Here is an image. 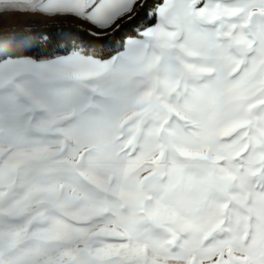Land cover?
Returning a JSON list of instances; mask_svg holds the SVG:
<instances>
[{"label":"snow or ice","instance_id":"snow-or-ice-1","mask_svg":"<svg viewBox=\"0 0 264 264\" xmlns=\"http://www.w3.org/2000/svg\"><path fill=\"white\" fill-rule=\"evenodd\" d=\"M0 264H264V0H0Z\"/></svg>","mask_w":264,"mask_h":264}]
</instances>
